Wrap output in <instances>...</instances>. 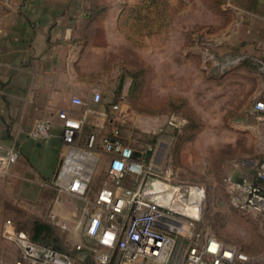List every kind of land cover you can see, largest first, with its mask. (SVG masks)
<instances>
[{
  "label": "rangeland",
  "instance_id": "1",
  "mask_svg": "<svg viewBox=\"0 0 264 264\" xmlns=\"http://www.w3.org/2000/svg\"><path fill=\"white\" fill-rule=\"evenodd\" d=\"M20 1L0 0V23L12 8L22 9ZM45 2L74 18L67 23L74 39L98 44L90 61L100 69L104 100L127 113L124 140L138 151L155 147L158 173L167 181L205 189L201 218L190 226L201 233L199 241L215 236L264 264V214L235 208L224 185L240 160L264 159V113L254 110L264 81L251 59L225 62L264 41V0H157L153 10L149 0ZM16 164L21 172L39 170L37 159ZM105 166L93 177L92 194L107 179ZM18 183V197L5 194L0 220L10 219L30 237L35 221L47 222L52 230L44 242L70 251L76 264H91L86 247L84 253L75 250L79 242L89 245L83 233L63 229L49 216L57 198L53 182L41 192L30 191L23 179Z\"/></svg>",
  "mask_w": 264,
  "mask_h": 264
},
{
  "label": "built area",
  "instance_id": "2",
  "mask_svg": "<svg viewBox=\"0 0 264 264\" xmlns=\"http://www.w3.org/2000/svg\"><path fill=\"white\" fill-rule=\"evenodd\" d=\"M237 59L230 56L225 62ZM260 70L264 73V60H260ZM92 98L99 102L100 91L96 90ZM72 100L83 103L77 96ZM112 109L115 115H99V129L89 132L84 131L88 113L82 117L65 110L58 113L66 150L53 179L56 202L69 195L82 203L80 213L74 207L71 222L89 240V245L77 243L75 250L84 251L86 247L92 253L93 264H260L257 257H251L238 245L215 236L207 235L199 241L201 233L192 232L190 226L201 218L205 189L167 181L158 173L155 147L138 151L124 140L119 124L107 130L109 123H122L127 118L119 103H114ZM254 110L264 113V95L256 100ZM52 127V118H40L28 136L36 141L49 139ZM20 156V147L0 144V172ZM102 164L106 165L107 179L91 194L93 177ZM236 166L247 167L248 172L224 177L229 202L244 212L264 214V159H242ZM192 191L194 201L190 198ZM180 194L185 201L178 198ZM49 216L61 228H69L55 212ZM3 234L17 243L20 254L12 262L0 257V264H76L72 253L33 241L24 231L16 230L10 219ZM184 241L188 243L182 251Z\"/></svg>",
  "mask_w": 264,
  "mask_h": 264
},
{
  "label": "crops",
  "instance_id": "3",
  "mask_svg": "<svg viewBox=\"0 0 264 264\" xmlns=\"http://www.w3.org/2000/svg\"><path fill=\"white\" fill-rule=\"evenodd\" d=\"M45 1L21 0L22 9L12 8L0 23V144L20 147L19 160L37 159L39 166L37 172L25 173L14 163L5 172H0V212L5 194L18 197L20 179L32 192H41L52 186L66 150L59 111L65 110L75 117L88 113L85 132L99 129V115H115L114 103L105 101L103 95L99 102L92 98L96 90L102 89L98 79L100 69L93 66L89 55L90 52H99L98 44L74 39V27L67 24L74 18ZM230 56L238 58L230 64L251 59L264 81V73L260 70V60H264V41H258L254 52L242 50L227 55ZM76 96L82 98V104L73 102ZM43 117L53 120L52 136L46 140H33L28 132ZM116 124L121 126L114 120L108 124L107 130ZM104 161L106 163V157ZM236 170H241L236 171L237 174L248 172L237 166ZM62 199V202L55 199L49 215L55 212L60 220L68 223L69 230H75L71 213L74 207L78 208L80 201L69 195ZM7 220H0V256L12 262L18 258L20 250L15 241L3 234ZM12 225L18 230L13 222ZM87 255L81 259L85 260Z\"/></svg>",
  "mask_w": 264,
  "mask_h": 264
},
{
  "label": "trees",
  "instance_id": "4",
  "mask_svg": "<svg viewBox=\"0 0 264 264\" xmlns=\"http://www.w3.org/2000/svg\"><path fill=\"white\" fill-rule=\"evenodd\" d=\"M144 1H148V0H144ZM149 1L150 2L147 4L148 7H149L148 9L149 10H153V5L156 4V2H153V1H157V0H149ZM141 5L144 6L145 4H141ZM157 7L158 6H155V9H157ZM142 9L143 10H141V11H144L145 10V8H142ZM156 14H158L157 11H156ZM120 16H121V19H122V17H125V14L124 15L121 14ZM125 19L127 20L129 18L128 17L127 18L125 17ZM150 154H151L150 152L147 153V157H150ZM51 230H52V226L49 223L37 220V221L34 222V232H33V235L31 237V239L33 241H35V242L47 243V244L51 245L52 247H54L57 250L70 252V251L64 249L60 245H53V244L49 243L48 241L47 242H44L45 239H44L43 236H45L46 234H48Z\"/></svg>",
  "mask_w": 264,
  "mask_h": 264
},
{
  "label": "water",
  "instance_id": "5",
  "mask_svg": "<svg viewBox=\"0 0 264 264\" xmlns=\"http://www.w3.org/2000/svg\"><path fill=\"white\" fill-rule=\"evenodd\" d=\"M178 198H179L180 200H182V201H185V200H186V199H185V196L182 195V194L178 195ZM190 198H191L193 201L196 200L195 191H192V192H191V194H190Z\"/></svg>",
  "mask_w": 264,
  "mask_h": 264
}]
</instances>
